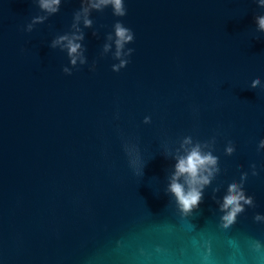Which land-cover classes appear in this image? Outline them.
Masks as SVG:
<instances>
[{"label": "water", "instance_id": "1", "mask_svg": "<svg viewBox=\"0 0 264 264\" xmlns=\"http://www.w3.org/2000/svg\"><path fill=\"white\" fill-rule=\"evenodd\" d=\"M124 2V17L109 6L90 28L81 19L87 63L73 66L51 45L76 31L82 0L54 15L39 0H0V264H264V9ZM117 21L135 34L119 72ZM186 137L220 169L189 213L168 191ZM234 181L253 205L225 227Z\"/></svg>", "mask_w": 264, "mask_h": 264}, {"label": "clouds", "instance_id": "2", "mask_svg": "<svg viewBox=\"0 0 264 264\" xmlns=\"http://www.w3.org/2000/svg\"><path fill=\"white\" fill-rule=\"evenodd\" d=\"M259 7L264 9V0H258ZM61 0H39V6L42 10L50 15H54L60 11ZM111 6L113 15L117 17H124L127 15L124 0H82V5L79 11L74 15L73 28L75 32L58 36L53 40L51 47L58 46L67 50L70 57L71 64L76 65L77 60L81 64L87 63L86 59L82 58V45L79 41L84 39L83 32L79 30L78 25L83 19V25L86 28L93 26V21L90 19V14L93 10L103 11L105 8ZM46 17L38 16L34 18L33 22L28 25V31H31L34 24L43 23ZM257 31L264 33V15L256 16ZM114 36L116 46V58L120 59V63L113 65L112 70L119 72L129 63L128 59H123L125 55L124 48L126 44L133 43L135 34L133 31L125 27V25L117 21L114 24ZM109 39H112L110 36ZM110 45H105V50L109 49ZM134 49L129 48L126 55L131 56ZM65 73L71 74V70L67 67L63 69ZM261 85L259 77L254 79L251 83L252 88H257ZM150 122V117L145 118V123ZM188 145H192L190 148ZM181 147L184 149L183 155L176 157L174 165V172L170 178L168 191L172 193L181 210L185 213L191 212L198 207L202 201L204 189L211 184L215 174L220 171L218 167V157L213 155L212 151L205 152L200 143L193 144L191 137H186ZM258 149H264V140H261ZM227 155H232L235 152V147L229 141L225 149ZM131 164L135 167L138 165V159H133ZM255 168V165H253ZM139 171V170H138ZM256 174L255 172L253 173ZM247 173H244L241 180H246ZM244 205H253V198L246 196L242 183L232 182L228 186V192L223 198L221 211L225 214L222 217L225 222L224 226L228 227L233 224L239 213L244 211ZM256 220L264 219V217L257 215Z\"/></svg>", "mask_w": 264, "mask_h": 264}]
</instances>
